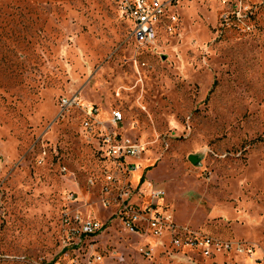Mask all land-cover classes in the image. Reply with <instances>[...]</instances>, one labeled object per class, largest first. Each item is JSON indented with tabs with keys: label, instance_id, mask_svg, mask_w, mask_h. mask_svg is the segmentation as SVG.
<instances>
[{
	"label": "rangeland",
	"instance_id": "1",
	"mask_svg": "<svg viewBox=\"0 0 264 264\" xmlns=\"http://www.w3.org/2000/svg\"><path fill=\"white\" fill-rule=\"evenodd\" d=\"M123 2L0 0V264H264V0H168L154 43Z\"/></svg>",
	"mask_w": 264,
	"mask_h": 264
},
{
	"label": "built area",
	"instance_id": "2",
	"mask_svg": "<svg viewBox=\"0 0 264 264\" xmlns=\"http://www.w3.org/2000/svg\"><path fill=\"white\" fill-rule=\"evenodd\" d=\"M168 0H124L122 5L123 14L127 16V18L130 20V23L132 25V31L131 34L135 40H137L139 43H154L156 42L157 37V22L162 17V15L165 12V5L167 4ZM64 107H68L71 104H73L74 100L63 101ZM94 110V109H93ZM89 114H94L92 111L89 112ZM91 115V116H92ZM122 114L119 112H114L112 116V120L114 124H117L118 121H121ZM87 126L92 128L90 124L87 122ZM104 136V135H103ZM107 142L106 151L111 155V157H115L117 159H120L122 163L125 161H128V159L132 156H137L140 150L138 149L137 144L131 142L130 139L120 140L118 141L114 135L111 134H105V138ZM130 166V164H129ZM132 166V165H131ZM131 167H129L130 169ZM138 168V167H137ZM135 166H132V170H136ZM113 180L115 181L116 178H114V175L112 176L110 173L106 176V182L109 184H113ZM92 183V181H91ZM130 187V186H129ZM125 189L123 186L120 188V190H123V193H125L126 197H129V193L131 189ZM161 194H163V190L159 188H153L152 190V197H154V201L157 203L161 199ZM125 209H128V206H124ZM129 214V218H127L125 224L128 227V229L135 230L137 227V224L139 222H148L151 228L155 231V233L159 236L162 234L164 227L171 226L167 224V221H171V215L165 216L163 214V219L151 216V217H142L138 212L132 211ZM165 219H167L165 221ZM83 231L86 232H96L99 231V228L101 227V224L98 223L95 220H88L85 221L82 225ZM172 242L175 244H179V240L172 239ZM192 245H198L202 248V251L204 254L208 255L210 254L211 250H223L227 251L233 246L236 247V250L240 251L241 248L232 242L229 241H221L219 239L213 238L210 235H199L198 237H194L193 240L190 241ZM152 248L147 247L143 250V253L145 255L151 254Z\"/></svg>",
	"mask_w": 264,
	"mask_h": 264
},
{
	"label": "water",
	"instance_id": "3",
	"mask_svg": "<svg viewBox=\"0 0 264 264\" xmlns=\"http://www.w3.org/2000/svg\"><path fill=\"white\" fill-rule=\"evenodd\" d=\"M190 159H192L193 161L196 160V157L194 155H191Z\"/></svg>",
	"mask_w": 264,
	"mask_h": 264
},
{
	"label": "bare ground",
	"instance_id": "4",
	"mask_svg": "<svg viewBox=\"0 0 264 264\" xmlns=\"http://www.w3.org/2000/svg\"><path fill=\"white\" fill-rule=\"evenodd\" d=\"M138 170V168L136 169V170H134L133 172H135V171H137Z\"/></svg>",
	"mask_w": 264,
	"mask_h": 264
},
{
	"label": "crops",
	"instance_id": "5",
	"mask_svg": "<svg viewBox=\"0 0 264 264\" xmlns=\"http://www.w3.org/2000/svg\"><path fill=\"white\" fill-rule=\"evenodd\" d=\"M135 174H136V171H135Z\"/></svg>",
	"mask_w": 264,
	"mask_h": 264
}]
</instances>
